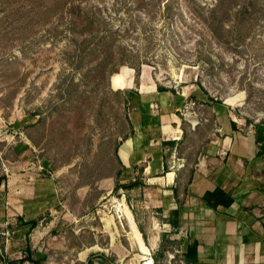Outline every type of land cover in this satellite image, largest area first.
Listing matches in <instances>:
<instances>
[{
    "label": "rangeland",
    "instance_id": "rangeland-1",
    "mask_svg": "<svg viewBox=\"0 0 264 264\" xmlns=\"http://www.w3.org/2000/svg\"><path fill=\"white\" fill-rule=\"evenodd\" d=\"M125 69L132 91L188 100L176 153L187 168L227 136L215 103L236 137L254 139L264 127V0H0V207H51L33 213L34 230L62 249L56 264H85L91 250L139 263L116 207L144 234L137 207L158 204L142 184L120 188L143 177L146 164L124 168L118 148L149 96L127 100Z\"/></svg>",
    "mask_w": 264,
    "mask_h": 264
},
{
    "label": "crops",
    "instance_id": "crops-1",
    "mask_svg": "<svg viewBox=\"0 0 264 264\" xmlns=\"http://www.w3.org/2000/svg\"><path fill=\"white\" fill-rule=\"evenodd\" d=\"M129 72L120 73L123 90L129 92L127 100L149 96L138 100L136 125L119 146L118 157L126 169L146 164L138 178L156 194L158 204L137 207L145 219L139 224L145 235L136 229L139 226L126 207H116L128 219L130 237L139 250L138 264H264V127L255 126L254 139L240 140L226 107L215 103L213 109L227 136L204 143L194 168H187L176 153L183 135L177 113L188 100L167 92L151 95L144 85L139 93L132 91ZM184 173L187 182L179 189L175 181ZM216 189L230 197V206L206 204L202 197ZM48 208L0 207V264H52V260L56 264L62 249L34 230L38 221L33 213ZM14 221L18 227L11 230ZM84 258L85 264H117L94 250L86 251Z\"/></svg>",
    "mask_w": 264,
    "mask_h": 264
},
{
    "label": "trees",
    "instance_id": "trees-1",
    "mask_svg": "<svg viewBox=\"0 0 264 264\" xmlns=\"http://www.w3.org/2000/svg\"><path fill=\"white\" fill-rule=\"evenodd\" d=\"M159 92H166L163 88H158ZM220 104V103H218ZM231 126L235 128V124L231 123ZM143 168H140V173L142 172ZM141 184L139 178L137 177L134 181L127 183L123 185L120 188L124 189H133ZM117 189V185L115 186ZM202 199L208 204L210 207H217L218 205H221L223 207H228L231 204V199L229 196L225 195L223 192H221L219 189L214 190L212 193H206Z\"/></svg>",
    "mask_w": 264,
    "mask_h": 264
},
{
    "label": "built area",
    "instance_id": "built-area-1",
    "mask_svg": "<svg viewBox=\"0 0 264 264\" xmlns=\"http://www.w3.org/2000/svg\"><path fill=\"white\" fill-rule=\"evenodd\" d=\"M26 264H28V263H26Z\"/></svg>",
    "mask_w": 264,
    "mask_h": 264
}]
</instances>
